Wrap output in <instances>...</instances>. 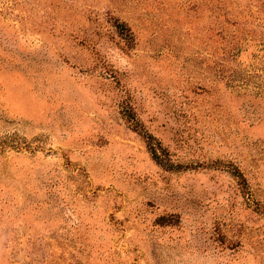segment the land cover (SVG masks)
I'll return each mask as SVG.
<instances>
[{
  "label": "rangeland",
  "instance_id": "374dc122",
  "mask_svg": "<svg viewBox=\"0 0 264 264\" xmlns=\"http://www.w3.org/2000/svg\"><path fill=\"white\" fill-rule=\"evenodd\" d=\"M0 264H264V0H0Z\"/></svg>",
  "mask_w": 264,
  "mask_h": 264
}]
</instances>
